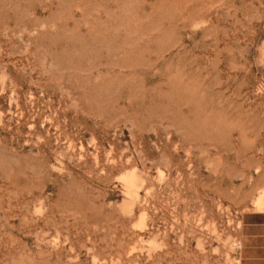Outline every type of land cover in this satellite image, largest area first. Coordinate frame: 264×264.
Returning a JSON list of instances; mask_svg holds the SVG:
<instances>
[{"label": "rangeland", "instance_id": "rangeland-1", "mask_svg": "<svg viewBox=\"0 0 264 264\" xmlns=\"http://www.w3.org/2000/svg\"><path fill=\"white\" fill-rule=\"evenodd\" d=\"M263 203L264 0H0V264H241Z\"/></svg>", "mask_w": 264, "mask_h": 264}, {"label": "crops", "instance_id": "crops-1", "mask_svg": "<svg viewBox=\"0 0 264 264\" xmlns=\"http://www.w3.org/2000/svg\"><path fill=\"white\" fill-rule=\"evenodd\" d=\"M240 254L241 264H264V210L244 215Z\"/></svg>", "mask_w": 264, "mask_h": 264}, {"label": "bare ground", "instance_id": "bare-ground-1", "mask_svg": "<svg viewBox=\"0 0 264 264\" xmlns=\"http://www.w3.org/2000/svg\"><path fill=\"white\" fill-rule=\"evenodd\" d=\"M133 176V175H132ZM133 178V177H132ZM133 183V182H132ZM264 204V203H263ZM264 207V206H263ZM261 209V208H260Z\"/></svg>", "mask_w": 264, "mask_h": 264}]
</instances>
